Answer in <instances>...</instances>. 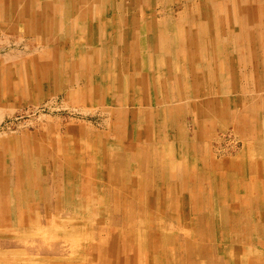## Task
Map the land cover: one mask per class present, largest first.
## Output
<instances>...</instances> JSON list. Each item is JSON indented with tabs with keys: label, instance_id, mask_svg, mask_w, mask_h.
<instances>
[{
	"label": "rangeland",
	"instance_id": "1",
	"mask_svg": "<svg viewBox=\"0 0 264 264\" xmlns=\"http://www.w3.org/2000/svg\"><path fill=\"white\" fill-rule=\"evenodd\" d=\"M0 264H264V0H0Z\"/></svg>",
	"mask_w": 264,
	"mask_h": 264
},
{
	"label": "bare ground",
	"instance_id": "2",
	"mask_svg": "<svg viewBox=\"0 0 264 264\" xmlns=\"http://www.w3.org/2000/svg\"><path fill=\"white\" fill-rule=\"evenodd\" d=\"M213 16V15H212ZM237 21V20H236ZM214 25V24H213ZM145 29V28H144ZM155 39H160L159 37L157 38V37H155ZM236 39V38H235ZM238 39H240V38H238ZM235 41V40H234ZM158 42H155L154 43V48H155V46H156V44H157ZM236 43V42H235ZM234 46V45H233ZM157 47V46H156ZM169 49V48H168ZM143 50V49H142ZM179 50V49H178ZM175 51V50H174ZM150 54V53H149ZM263 54V53H262ZM150 59V58H149ZM171 62V61H170ZM141 63V62H140ZM145 82V81H144Z\"/></svg>",
	"mask_w": 264,
	"mask_h": 264
}]
</instances>
